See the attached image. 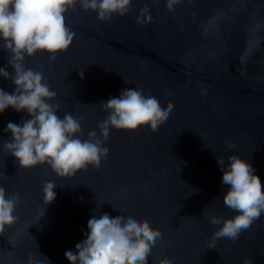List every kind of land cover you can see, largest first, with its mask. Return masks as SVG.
Instances as JSON below:
<instances>
[{
	"label": "water",
	"instance_id": "1",
	"mask_svg": "<svg viewBox=\"0 0 264 264\" xmlns=\"http://www.w3.org/2000/svg\"><path fill=\"white\" fill-rule=\"evenodd\" d=\"M144 7L150 20L140 25L135 17ZM65 21L75 33L69 48L54 60L37 52L23 63L57 93L50 102L59 104L58 116L84 117L81 139L92 130L99 137L97 123L107 115L99 105L134 84L173 108L156 126L144 119L111 130L99 167L68 178L46 164L21 169L2 148L11 139L4 129L29 116L12 108L0 114V186L19 200L16 222L0 232V264H29L30 257L69 264L64 252L85 238L88 219L113 207L160 230L149 264L164 256L173 264H264V213L235 240L214 239L219 225L208 220L235 215L223 204L227 185L216 157L249 160L264 187V0H132L127 14L103 22L77 3ZM8 57L0 44V67L11 75ZM0 88L11 93V79L0 77ZM49 180L56 196L44 205Z\"/></svg>",
	"mask_w": 264,
	"mask_h": 264
},
{
	"label": "clouds",
	"instance_id": "2",
	"mask_svg": "<svg viewBox=\"0 0 264 264\" xmlns=\"http://www.w3.org/2000/svg\"><path fill=\"white\" fill-rule=\"evenodd\" d=\"M77 3L83 10L95 12L103 22L113 15L127 14L132 0H0V44L9 53L7 65L13 69L10 75L6 67H0V77L10 78L13 85L11 93L0 88V114L12 108L29 116L19 123L6 124L4 131L11 134V139L4 141L2 148L15 158L21 169L46 164L56 176L64 178L73 177L89 165L99 167L100 161L107 157L108 148L103 145L111 130L132 129L144 119L156 126L173 108L172 102L162 101L155 90L134 84L99 105L107 113L97 123L99 137L92 130L87 139L80 138L83 116L74 117L67 112L62 117L57 115L59 104L50 102L57 93L50 89L41 71L26 68L23 61L25 56L37 52L47 53L54 60L56 54L69 48L75 33L67 26L65 13ZM165 3L171 6L175 0ZM149 20L147 7L135 17L140 25ZM80 75L83 79V73ZM225 144L232 147L227 139ZM216 162L222 173L221 183L227 185L223 204L235 215L230 218L211 215L208 220L219 225L212 233L214 239L235 240L264 213V187L249 160L232 153L227 162L218 157ZM56 186L53 181L44 182L41 189L44 205L54 201ZM18 202L17 195L6 194L0 186V232L16 222L14 211ZM82 235L85 238L75 244L74 250L64 252L69 264H125L126 261L149 264L147 257L162 236L159 229L136 211L115 207L91 216ZM29 264H33L31 257ZM156 264H173V261L164 256ZM244 264H252L251 259L246 258Z\"/></svg>",
	"mask_w": 264,
	"mask_h": 264
}]
</instances>
